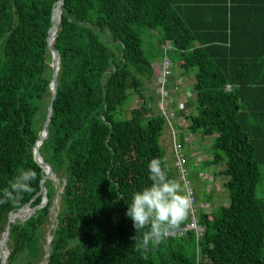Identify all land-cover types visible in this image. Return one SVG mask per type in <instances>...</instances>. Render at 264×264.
I'll return each instance as SVG.
<instances>
[{"label": "trees", "instance_id": "trees-1", "mask_svg": "<svg viewBox=\"0 0 264 264\" xmlns=\"http://www.w3.org/2000/svg\"><path fill=\"white\" fill-rule=\"evenodd\" d=\"M57 1L0 0V192L20 170L36 173L19 203L0 205V236L11 212L42 204L41 185L47 197L25 222L10 225L6 264L41 262L52 212L45 264H264V200L257 195L264 182V0H64L53 36L61 55L57 94L39 148L59 187L53 178L42 182L33 153L50 101L47 36ZM139 29L158 32L160 44L179 55L177 67L161 61L173 73L166 90L180 88L174 70L194 71L196 114L186 117L187 129L212 138L208 165L222 164L228 201L204 213L195 208L204 234L167 238L147 260L133 239L147 229L137 234L126 212L133 193L151 185L150 161L165 162L159 140L185 104L179 109L180 92L172 95L169 122L146 101L154 70ZM131 93L141 104L127 118L122 107ZM175 172L168 169L169 178L177 180Z\"/></svg>", "mask_w": 264, "mask_h": 264}, {"label": "clouds", "instance_id": "clouds-1", "mask_svg": "<svg viewBox=\"0 0 264 264\" xmlns=\"http://www.w3.org/2000/svg\"><path fill=\"white\" fill-rule=\"evenodd\" d=\"M151 185L133 193L126 215L131 218L137 234L142 229V238L135 239V251L148 259V251L156 248L172 235H175L188 219L192 208V199L187 189L177 180L169 178L165 162L153 158L148 164ZM36 173L31 169L20 170L9 187L0 192V205L11 202L17 204L23 195L32 191L31 181Z\"/></svg>", "mask_w": 264, "mask_h": 264}, {"label": "rangeland", "instance_id": "rangeland-1", "mask_svg": "<svg viewBox=\"0 0 264 264\" xmlns=\"http://www.w3.org/2000/svg\"><path fill=\"white\" fill-rule=\"evenodd\" d=\"M139 35L141 38V43H142V50L145 54V56L152 61V67L156 71V65L160 61H162L164 58H168L171 60L173 63L174 67H177V63L179 60V55L178 53H174L172 46L169 43H166L165 45L160 44V36L158 32H153L149 31L147 29H139ZM52 72H48V75L50 76ZM160 81V77H159ZM158 81V84L156 85V81H150L146 82V94L145 98L146 101L152 100V105L154 110L157 112L159 111V99L162 102V87L160 85V82ZM158 85H160V90L158 92ZM167 96H166V101L164 102V108L165 110H168V107L172 104L173 101V96L169 90H166ZM160 102V103H161ZM141 104V101L139 98L134 96L132 93L129 96L128 101L123 105L122 109H124V114L128 118L130 117L131 110L134 109L135 107L139 106ZM196 114L195 109L193 107H189V114ZM42 115V110L39 112L37 115L35 121H34V126L36 129H39V124H40V119ZM179 128L175 129L174 132L171 131L169 128L168 124H166L163 134L159 140V143L165 153V162L167 164H170L171 161V156L172 152H175V148L177 145L182 146L183 151L187 150L188 146L193 148L192 144H189L187 141L185 135L187 134L185 127L183 126H178ZM200 151L205 152L207 154V157L210 158V145L207 147L204 146H196ZM212 157V156H211ZM222 164L219 165H214L212 166V170L216 175L215 180L218 181L217 185L219 186V196L214 192V190L209 188L208 183L209 182H204L203 180H195L196 184L191 182V185L194 190L195 198H196V211H200L202 213L208 212V211H213L218 209L221 206L227 205L228 201L226 199V195L223 190V184L226 181L225 177H222L218 175V173L222 170ZM261 171L264 174V167H261ZM196 175V174H195ZM53 178V177H52ZM193 178V177H192ZM57 187L58 185V180L53 178L52 179ZM195 185V186H194ZM212 192V194H211ZM211 194V195H210ZM223 194V195H222ZM257 195L258 197L262 198L264 200V182L258 186L257 189ZM55 211V209H54ZM199 212H197L198 215ZM26 216V215H25ZM24 216V217H25ZM23 216H20V218H24ZM54 217H55V212L51 213L50 217V223L46 226V233L44 235V240H43V258L41 260V255L42 251H40L39 255L37 256V261L41 260L39 264L45 263V259L47 257L48 249H49V242H50V231L53 229V222H54ZM216 237L212 238L213 240Z\"/></svg>", "mask_w": 264, "mask_h": 264}, {"label": "crops", "instance_id": "crops-1", "mask_svg": "<svg viewBox=\"0 0 264 264\" xmlns=\"http://www.w3.org/2000/svg\"><path fill=\"white\" fill-rule=\"evenodd\" d=\"M160 65H161V61L157 63L156 71L153 69L154 77L152 81H156V85L158 84L159 77H160V69H161ZM193 76H194V71L182 72V71L174 70L173 79L177 84H179L180 89H181L179 95H177V99L185 104V111H184L185 114L178 115V118L168 123V126L173 132L175 129L179 128L178 126L185 127L186 132H187L185 137L187 141L189 142V144H192L193 146V148L188 146L187 150H185L184 152L185 156L188 159V168H189L191 182L194 184H196L195 180H203L204 182H209L208 183L209 188L214 190V192L220 198L221 192H219L220 191L219 186L217 185L218 181L215 180L216 175H214L215 173L212 170V166L208 165L209 162H211L213 158L211 156L210 158L207 157V154L205 152H202L198 148H196V146L197 147L198 146L207 147L211 145L212 138H203L201 137L200 134L192 133L190 130L187 129L188 119H186V117L189 115V107H192L191 101L194 96L192 92V86L194 83ZM171 109L174 110L175 106L174 105L171 106ZM175 161H176L175 152H172L171 161H170V164H167V167L168 169L173 171V173L175 172V167H174ZM177 182L180 183L178 176H177Z\"/></svg>", "mask_w": 264, "mask_h": 264}, {"label": "water", "instance_id": "water-1", "mask_svg": "<svg viewBox=\"0 0 264 264\" xmlns=\"http://www.w3.org/2000/svg\"><path fill=\"white\" fill-rule=\"evenodd\" d=\"M63 4H64V0H58L57 1L56 5L53 9V12H52L51 27L48 31L47 48H48L50 55H51V58H52V64H51L52 79L50 82V101H49V105L47 108L46 119H45V122H44V125L42 128V131L40 133V137L35 142L34 149H33L35 162L39 166H41L45 172V176L42 179V182L44 180H48V179L52 178V176H53V169L48 163L43 161V159L40 155V152H39V148H40L41 144L48 138V134H49L48 127H49V124H50V121L52 118L53 104H54L56 94H57V74H58V70H59L61 55H60L59 51L53 45V36H54V33L57 30V27L59 26L61 19H62ZM40 193L43 194V201H42L41 205H39L38 207H35L33 209H30V203H31L30 202V203L26 204L25 206H23L22 208H20L19 210H17L16 212H11L9 214L5 229L3 230V232L1 233V236H0V260H1L0 264H6V262H7V256L8 255L5 252L6 251L5 248H6V243L8 241V237H9L10 225L15 223V221L17 219L20 222H25L29 217H31V215L34 213V211L36 209L42 208L46 205V203H47L46 190L42 185H41V192ZM23 210H28L29 212L27 213V215L24 218H20L19 212H21Z\"/></svg>", "mask_w": 264, "mask_h": 264}, {"label": "built area", "instance_id": "built-area-1", "mask_svg": "<svg viewBox=\"0 0 264 264\" xmlns=\"http://www.w3.org/2000/svg\"><path fill=\"white\" fill-rule=\"evenodd\" d=\"M171 76V65L168 60H165L162 63L161 70H160V85L162 87V102L159 104V110L166 116L168 121L172 120L174 118V114L171 112H168L164 108V102L166 101V96L167 92L165 91V87L163 85H167L169 83L168 79ZM170 92L172 94H176L177 92H180V88L178 86H174ZM183 103L178 104L179 109H183ZM175 156H176V161H175V170L178 175L179 181L184 186L189 195L191 196L192 199V208L190 211L189 215V221H187L186 224L181 226V230H179L175 235L169 236L170 237H177L181 238L186 233L188 232H193L197 238H200L204 234V228L200 225H198L197 220H196V215H195V208H196V201H195V194L193 187L191 185V180H190V173H189V168H188V162H187V157L184 154L183 148L180 145H177L175 148Z\"/></svg>", "mask_w": 264, "mask_h": 264}, {"label": "bare ground", "instance_id": "bare-ground-1", "mask_svg": "<svg viewBox=\"0 0 264 264\" xmlns=\"http://www.w3.org/2000/svg\"><path fill=\"white\" fill-rule=\"evenodd\" d=\"M172 75H173V73H172V70H171V76H172ZM171 76L169 77L168 81H170ZM43 264H45V263H43Z\"/></svg>", "mask_w": 264, "mask_h": 264}]
</instances>
